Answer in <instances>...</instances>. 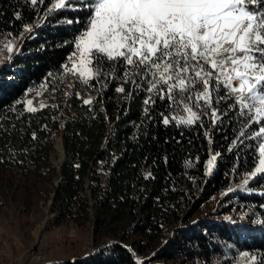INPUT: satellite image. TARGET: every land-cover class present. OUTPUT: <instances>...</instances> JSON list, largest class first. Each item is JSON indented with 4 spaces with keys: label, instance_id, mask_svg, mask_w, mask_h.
<instances>
[{
    "label": "trees",
    "instance_id": "16d2710c",
    "mask_svg": "<svg viewBox=\"0 0 264 264\" xmlns=\"http://www.w3.org/2000/svg\"><path fill=\"white\" fill-rule=\"evenodd\" d=\"M72 2L75 10L49 15L52 0H0V41L23 35L0 61V198L25 207L44 194L53 224L91 232L89 254L46 264L264 263V176L242 186L257 163L259 141L248 137L262 125L241 136L244 121L222 87L213 93L216 125L209 109L196 125L177 126L172 117L187 113L148 93L150 77L135 76L137 88L122 71L110 78L111 63L88 85L66 73L86 17L81 0ZM149 96L155 104H144ZM58 135L65 163L57 171L49 157Z\"/></svg>",
    "mask_w": 264,
    "mask_h": 264
},
{
    "label": "snow or ice",
    "instance_id": "6c2138e0",
    "mask_svg": "<svg viewBox=\"0 0 264 264\" xmlns=\"http://www.w3.org/2000/svg\"><path fill=\"white\" fill-rule=\"evenodd\" d=\"M80 7L86 17L83 30L74 36L75 50L69 58L71 67L64 66L66 73L78 75L88 85L105 75L103 65L111 63L110 78L122 71L124 83L131 81L137 88L135 76L150 77L148 93L187 113L172 117L177 126L196 125L209 109L216 125L213 93L222 87L221 99L232 98L230 107L244 121L241 136L249 126L262 125L248 137L259 141L258 155L242 186L264 176V0H81ZM76 8L72 0H52L48 13ZM7 50L12 51L11 42ZM117 62L122 65L119 69ZM226 64L228 72L223 70ZM150 102L156 103L152 96L144 100L145 105ZM162 115L167 126L170 118ZM218 155L207 161L206 175L212 173Z\"/></svg>",
    "mask_w": 264,
    "mask_h": 264
},
{
    "label": "rangeland",
    "instance_id": "374dc122",
    "mask_svg": "<svg viewBox=\"0 0 264 264\" xmlns=\"http://www.w3.org/2000/svg\"><path fill=\"white\" fill-rule=\"evenodd\" d=\"M22 37L23 35L5 37L4 41H0V61H7L10 53H15ZM10 42L12 51L7 50ZM73 52L67 59L70 67L69 58ZM223 70L228 72L230 68L226 64ZM40 96V92L36 91L32 97V104H37ZM56 139L58 140V136L49 157L51 163L58 160ZM56 180H53V183ZM215 198L220 200L222 196L215 194L212 199ZM48 203L49 199H46L44 194L31 196L29 206L25 207L16 198L13 200L0 198V264H46L72 259L93 250L90 228L88 226L76 228L72 224H53ZM205 208H209V203L198 210L197 214Z\"/></svg>",
    "mask_w": 264,
    "mask_h": 264
},
{
    "label": "water",
    "instance_id": "95a60500",
    "mask_svg": "<svg viewBox=\"0 0 264 264\" xmlns=\"http://www.w3.org/2000/svg\"><path fill=\"white\" fill-rule=\"evenodd\" d=\"M58 139H59L60 144H61V147H62L61 135H58ZM64 163H65V153H64V150H63V147H62V156H61L60 161L57 164L54 163V162H52V164L55 166L56 170L58 171L64 165ZM61 180H62V178L61 177H58V179L54 182V184L57 185ZM51 203H52V200L49 199L48 206H50Z\"/></svg>",
    "mask_w": 264,
    "mask_h": 264
},
{
    "label": "bare ground",
    "instance_id": "6f19581e",
    "mask_svg": "<svg viewBox=\"0 0 264 264\" xmlns=\"http://www.w3.org/2000/svg\"><path fill=\"white\" fill-rule=\"evenodd\" d=\"M55 149H56L57 154H58V160L55 162L57 164L60 161L61 156H62V147H61L59 139L57 140Z\"/></svg>",
    "mask_w": 264,
    "mask_h": 264
},
{
    "label": "built area",
    "instance_id": "2783aa9c",
    "mask_svg": "<svg viewBox=\"0 0 264 264\" xmlns=\"http://www.w3.org/2000/svg\"><path fill=\"white\" fill-rule=\"evenodd\" d=\"M225 67V66H224Z\"/></svg>",
    "mask_w": 264,
    "mask_h": 264
}]
</instances>
